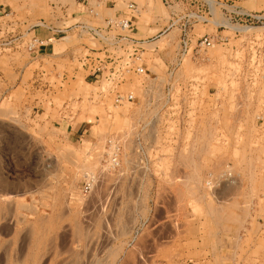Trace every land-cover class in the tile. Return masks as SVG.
Segmentation results:
<instances>
[{"label": "rangeland", "instance_id": "374dc122", "mask_svg": "<svg viewBox=\"0 0 264 264\" xmlns=\"http://www.w3.org/2000/svg\"><path fill=\"white\" fill-rule=\"evenodd\" d=\"M48 1L0 0L2 39L36 34L30 27L48 18ZM127 1L145 6L134 21L139 35L164 29L159 0H104L95 9L113 16ZM222 1L264 11V0ZM107 2L116 8L104 10ZM177 36L171 29L148 46L146 79L160 92L199 84L201 127L194 138L179 131L173 107L170 139L161 125L142 136L149 170L133 152L142 105L115 108L91 97L100 85L83 81L76 59L86 40L70 33L38 59L23 48L0 52V264H111L116 254V264H264V79L237 82L242 59L232 48L212 50L204 62L186 59L170 75ZM141 86L135 78L121 88ZM187 121L193 126V112ZM114 134L123 147L112 170L104 146ZM85 174L95 181L88 192Z\"/></svg>", "mask_w": 264, "mask_h": 264}, {"label": "built area", "instance_id": "2783aa9c", "mask_svg": "<svg viewBox=\"0 0 264 264\" xmlns=\"http://www.w3.org/2000/svg\"><path fill=\"white\" fill-rule=\"evenodd\" d=\"M103 1L96 0L94 6L90 0H49L48 18L39 19L30 27L36 34L27 40L23 30L9 40L0 36V52L12 47L23 48L38 59L45 53L47 44L66 38L70 33L80 40H86L87 43H81L82 48L76 59L84 73L83 81L100 85L91 97L97 100L109 98L115 108H121L125 104L142 105V118L137 120L141 128L135 134L133 147L134 154L139 157L140 169L149 170L147 149H151L149 144L143 142L142 136L150 128L156 131L158 125H161L163 139H170L166 134L174 129L172 124L175 123L176 114L172 113L173 107H179L176 125L179 131L191 129L194 138L201 127L199 84L190 82L179 87L168 86L165 92L148 84L146 52L151 42L171 29L178 32L175 63L168 70L170 75L186 59L204 62L210 59V51L232 48L231 50L239 49L240 52L236 53L242 59V68L236 73L237 82L246 86L258 78L264 79V72H259L264 63V11H249L239 6L227 5L222 0H159L167 10L164 29L153 36H145L138 34L134 22L145 10L144 5L127 1L124 2L123 9H118L113 16H109L95 9ZM72 6L79 13L75 19L72 17ZM115 8L116 4L113 2H107L104 6V10ZM204 25L212 26L213 32L199 34L196 28ZM236 42L237 45L234 44ZM135 78L140 79L142 84L136 92L139 97L135 91L121 88ZM159 92L164 93L161 98ZM220 100L221 98H216L213 103L209 102V109L212 110L210 114L216 110ZM191 105L193 108H190ZM71 110L69 103L63 104L60 110L62 119L69 120L66 117ZM189 112H193L195 118L193 126L187 121ZM215 123V119L209 122L211 126ZM120 139V134H114L105 141V163L112 170L117 169L120 164L119 156L123 147ZM85 176L82 190L88 192L95 181L92 174Z\"/></svg>", "mask_w": 264, "mask_h": 264}, {"label": "bare ground", "instance_id": "6f19581e", "mask_svg": "<svg viewBox=\"0 0 264 264\" xmlns=\"http://www.w3.org/2000/svg\"><path fill=\"white\" fill-rule=\"evenodd\" d=\"M118 257V255L116 254V255H114V257H113V260H112V262H110L111 264H116V262L118 261L117 258ZM120 257V256H119Z\"/></svg>", "mask_w": 264, "mask_h": 264}]
</instances>
